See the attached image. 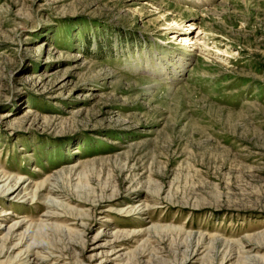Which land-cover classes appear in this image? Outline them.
Returning a JSON list of instances; mask_svg holds the SVG:
<instances>
[{"label":"rangeland","instance_id":"obj_1","mask_svg":"<svg viewBox=\"0 0 264 264\" xmlns=\"http://www.w3.org/2000/svg\"><path fill=\"white\" fill-rule=\"evenodd\" d=\"M0 264H264V0H0Z\"/></svg>","mask_w":264,"mask_h":264},{"label":"bare ground","instance_id":"obj_2","mask_svg":"<svg viewBox=\"0 0 264 264\" xmlns=\"http://www.w3.org/2000/svg\"><path fill=\"white\" fill-rule=\"evenodd\" d=\"M189 25H194V23H190ZM184 40H185L186 42H188L186 37H185Z\"/></svg>","mask_w":264,"mask_h":264}]
</instances>
